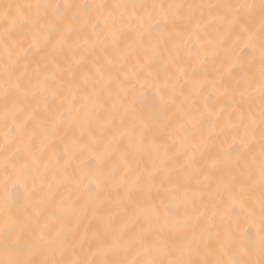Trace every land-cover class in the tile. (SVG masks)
<instances>
[{"label": "snow or ice", "instance_id": "obj_1", "mask_svg": "<svg viewBox=\"0 0 264 264\" xmlns=\"http://www.w3.org/2000/svg\"><path fill=\"white\" fill-rule=\"evenodd\" d=\"M0 264H264V0H0Z\"/></svg>", "mask_w": 264, "mask_h": 264}, {"label": "bare ground", "instance_id": "obj_2", "mask_svg": "<svg viewBox=\"0 0 264 264\" xmlns=\"http://www.w3.org/2000/svg\"><path fill=\"white\" fill-rule=\"evenodd\" d=\"M197 2H199V0H197ZM204 2H207V0H204Z\"/></svg>", "mask_w": 264, "mask_h": 264}]
</instances>
